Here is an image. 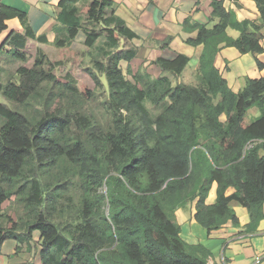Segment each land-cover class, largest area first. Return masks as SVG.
I'll return each mask as SVG.
<instances>
[{
	"label": "trees",
	"instance_id": "1",
	"mask_svg": "<svg viewBox=\"0 0 264 264\" xmlns=\"http://www.w3.org/2000/svg\"><path fill=\"white\" fill-rule=\"evenodd\" d=\"M78 1L61 2L54 46L63 55L85 33L84 45L94 55L91 76L106 88L113 124L96 129L81 112L97 95L89 88L74 91L78 97L59 93L68 101L54 107L47 99L36 120L23 112L44 83L59 81L57 61L43 52L31 66L17 68L16 80L0 76V206L16 195L30 219L24 235L14 227L2 234L0 227V244L38 232L43 264H209L210 250L181 236L177 209L195 202V219L209 232L228 221L239 224L232 201L247 207L248 231L264 218V76L234 92L215 65L223 45L263 51L264 0H255L260 23L239 22L224 0L212 1L219 23L200 25L197 36L187 39L203 45L198 84L180 79L190 61L183 53L153 60L163 71L158 77L125 72L121 62L137 55L126 42L138 35L116 14L113 0H91L86 18ZM13 16L24 33H11L3 48L26 63L29 41L48 40L36 35L25 13L6 6L0 7V32ZM230 26L241 30L239 38L228 36ZM147 103L160 112L153 115ZM253 106L261 115L249 121ZM213 183L217 199L207 204ZM230 187L235 191L227 194Z\"/></svg>",
	"mask_w": 264,
	"mask_h": 264
},
{
	"label": "crops",
	"instance_id": "2",
	"mask_svg": "<svg viewBox=\"0 0 264 264\" xmlns=\"http://www.w3.org/2000/svg\"><path fill=\"white\" fill-rule=\"evenodd\" d=\"M63 0H0V7L23 12L27 22L37 36H46L48 42L40 43L31 40L29 43L54 45L57 34L55 27L60 25L59 15L63 11ZM116 14L125 20L138 38L128 40L126 47H135L136 57L122 61L126 72L147 71L154 77L163 74L162 69L153 63L157 57L175 58L179 53L189 56L190 61L180 75L186 83L198 84L199 60L203 45L193 46L187 43L188 38L197 36L200 25L213 27L219 18L213 16V0H113ZM80 0L76 3L78 6ZM75 5V4H74ZM224 7L231 10L239 22L249 20L261 22V14L255 0H224ZM6 28L0 32V76L3 82L16 80L14 66L16 61L11 56V48L3 45L11 33H24L19 17H7ZM241 30L228 27L227 34L233 39L241 36ZM261 40L263 51L259 53H242L234 46L223 45L215 57V65L234 92L241 91L249 79L264 76V28ZM85 41V33L80 31L77 37ZM76 37V38H77ZM260 63V64H259ZM14 66L13 72L9 68ZM7 79H4V76ZM169 74V73H168ZM1 101V100H0ZM4 101V100H3ZM261 115L258 106L248 111L247 120L252 121ZM264 155V150H260ZM217 183H213L207 196V204L217 199ZM235 191L233 187L227 194ZM231 208L239 219V224L228 221L218 229L207 231L196 219V203H191L175 211V218L181 226V236L192 244L201 243L212 253L209 264H264V218L259 222L256 231L247 230L250 214L247 207L237 201L231 202ZM40 235L26 241L9 239L0 244V264H43L41 257Z\"/></svg>",
	"mask_w": 264,
	"mask_h": 264
},
{
	"label": "rangeland",
	"instance_id": "3",
	"mask_svg": "<svg viewBox=\"0 0 264 264\" xmlns=\"http://www.w3.org/2000/svg\"><path fill=\"white\" fill-rule=\"evenodd\" d=\"M91 0H80L78 7L82 11V17L86 18L87 7ZM89 23H85L88 25ZM105 36V35H104ZM102 36L98 45H102L105 42V37ZM29 60L26 63L22 61H16L14 66L19 64H26L31 66L34 62L35 57L43 52L49 56V58L56 62V67L54 73L56 74L59 81L56 82H46L42 85L40 93L29 101L28 104L23 106V112H25L31 120H36L40 117V111L42 110L44 103L47 99H50L51 107H54L56 103L67 102L68 98H58V94L61 92H66L67 94H74V91L83 88H89L95 90L97 93L94 99L84 102L81 112L95 122V128L103 127L109 128L113 124V116L111 111L105 106L108 100V94L105 87L97 85L94 78L91 76V67L93 66L94 55L89 53L88 47L84 45V41L81 36L77 37L71 42L70 51H64L61 55L59 50L54 45H44L29 43L28 47ZM62 53V52H61ZM94 53H97L94 51ZM14 66H10V70L14 69ZM126 72V69L123 68ZM145 71V70H144ZM13 72V70L11 71ZM7 74L4 79H7ZM127 76L133 80L131 74L127 73ZM173 80L174 77L170 75ZM67 84V85H65ZM66 87H65V86ZM75 95L78 97L77 93ZM0 100L3 101L2 95H0ZM105 103V104H104ZM152 114L157 115L160 109L147 103ZM14 107V105H12ZM56 106V105H55ZM104 192V190L101 189ZM71 194L75 195L76 198L79 197L75 191H71ZM29 211L26 208L23 199L12 195L7 201H5L0 206V227L2 228V234L12 227L16 229V232L20 235H24L27 232V224L29 219ZM38 235V232H34Z\"/></svg>",
	"mask_w": 264,
	"mask_h": 264
}]
</instances>
